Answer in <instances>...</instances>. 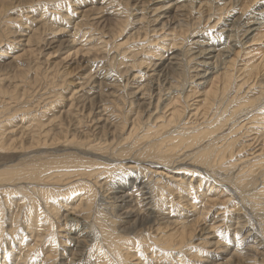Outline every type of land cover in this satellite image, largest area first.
<instances>
[{
	"label": "rangeland",
	"instance_id": "374dc122",
	"mask_svg": "<svg viewBox=\"0 0 264 264\" xmlns=\"http://www.w3.org/2000/svg\"><path fill=\"white\" fill-rule=\"evenodd\" d=\"M8 1H11V0H6V1L0 0V10H1L0 11V128L2 129V130L0 129L2 131V132H0V133H2L0 142L1 143L2 142L8 143L7 147H10V145L15 144V143H20V142H22V143L28 142L29 144H31V139L33 138V136L36 133H38L37 130L40 131V128L36 127L37 124L39 123V121L37 122V120H39V119L43 121L44 129H43V131H40L36 135H39L41 132H44V131H46V132L50 131V129L53 128L51 126H53L54 124H56V127H57L54 129L55 134L59 133L58 127H59L60 118L63 115L66 116L68 114V112H73L74 114H69V115H73V116L77 115V118H79L78 117L79 113H78V111H76V109L77 108L80 109V107L83 105L82 104L83 100H85V97H87L86 95H82V94L84 92L88 93L90 91L91 87H96V89H91V92H90L91 97L88 100H86L88 102L94 96H97L95 94H97L99 91H101V90H99L98 85H94V83H92V81L86 80L87 78L88 79L91 78L90 76L92 74H90V73H94V75L96 73H102L104 75L108 73L107 75L111 76L113 81H114V79L118 81V79L120 77L123 78V77H126L127 75L130 76L129 82H131V83H132V81L135 82V80L138 79V80H136L137 82H135V83L134 82L132 84L129 83V86L127 89H123L124 88L123 84H119L118 82L114 84L113 82H111V86L104 88L100 92V94L101 93L103 94V97H101V98H103L104 101L97 105L100 108L97 113L99 114V112L102 111L101 116L98 119H100L101 121L111 119V122L114 123L116 128L119 126L118 128H121L123 130V132L125 131V134L124 133L122 134V138H124V137L127 138L130 135L132 128L131 127L129 128L128 122H127V124H124V125H126V127L124 126V128H122V126L120 125L121 121H122L121 120L122 117L119 118V116H121V113L124 112V109H125V111L127 110L125 113L126 115L128 113V110H129L128 107H124L122 105V103H120L123 96L126 95L124 93V91L128 90V93L129 92L130 93H132V92L136 93L138 91L137 89H139L138 86H141L139 84H144L146 82L145 80H148L144 77L140 78L141 75L143 73H147V71H148V75H146V76H150L152 73L151 69H153V65L156 63V61L158 62V61L164 59L165 57L168 56V53L172 51V55L170 56V58H171L172 63L174 65H176L177 67L175 69V73H173V74L171 73L172 76L171 75L170 76L172 78H175V80H176V81H174V85H176V84L178 85L179 82H181V85L179 87L176 85V87H178L180 89V90H178V92H180V93H178V94L174 93L171 101H169L170 99L167 100V105L168 106L172 105L180 97L181 104L179 103L178 108L181 105L180 108H182V110H181L182 116H181V120L179 121L180 123H182V125H180L181 128L186 127L187 129L192 130L193 128L197 127V125H199L201 123L203 124L205 122L211 123V125H213V122H214V120H212L213 117H217L220 115L219 109L217 110L219 112V114L217 116H215L213 113H211L213 108H215V107L219 108L220 107L223 111L225 108H227L229 106L230 107L229 112L231 114L228 113L227 115L230 114V115L234 116V119H232L231 122L229 121V124H227V126H225V127H222L223 125L219 126V124H218V126L215 128V129L218 128L216 130V132L218 133V131H219V133L218 134L216 133V135L218 137H220L219 141L216 140L217 147H218V145L221 144L220 147H221V149H223L224 146L227 147V145L229 143H232L234 145L233 151L235 149L236 150L234 151V153L230 149L226 152H228V153L230 152V156H231V154H234L235 156L231 157L232 161H234L235 163L237 162L236 163L237 165H240V166L242 165L243 167H245L248 164V161H250V159H253L252 165H254L256 163L254 161V159H258L260 156L264 155V124H263L264 123L263 122L264 121V114H263L264 113V111H263L264 110V104L260 103V104H258V106L256 105V99H257V97H260V94H258V93L261 90H259L258 85L255 86L253 89L251 87L252 85H254L253 80L255 81V83L257 81L259 82V80L264 81V77H260V75H259L260 73L264 75V72L260 71L259 74H257V76H255V77H251L250 75H248L250 73L248 71L251 70L252 67H254L256 65L262 66V63H264V12L262 11L263 13L261 12L259 14L258 13L252 14L254 8H256L259 5L260 1H264V0H243L239 4L238 8H233L234 6L236 7V5L232 6L230 3V0H209V1L203 0V2H200V6H199V3H198V5L195 4L196 8L192 11V13H191V11H187V15L189 13L188 17L190 19L189 20L187 19V21H185L184 23L179 24L178 18L176 21V17H175L176 15H173V13H172L171 14V16L173 17V18H171L172 19V25L169 24L164 29L162 28L161 24L158 27L153 26L154 24H153L152 20L154 19V17H156L158 15L157 14L158 12H155V15L152 16L153 13L148 14V12H147V14H143L136 9L137 12L134 11V13L132 14L131 8L128 6L129 5L128 3H130V2H126L128 0H106V1L105 0H93V1H91V0H59L58 1V0H56L62 4V6H61V4L58 5L59 7L57 9H55L57 4H54L53 0H47V1L46 0H29L31 2H29L28 0H14V3L16 2L15 7L13 8L14 10L12 8L6 9V8L2 7ZM156 2H158V1H156V0L153 1V3H156ZM46 4L49 6L47 7ZM52 4L54 6H52ZM36 5H38V6H36ZM78 6L80 8L78 10L74 11V9L78 8ZM36 7H38V8H36ZM2 8H4V9L2 10ZM31 8H35V10H37V11L35 12V10L31 9ZM40 9H42V10H40ZM150 10L151 9H149V12H150ZM38 11H41V12H38ZM199 11L201 12V14ZM1 12L4 14H2ZM242 12H244V13L246 12L245 15L249 16L253 20V21H249V22L247 21V25H249V27H252V29H251L252 31L247 33V30L243 29V27H240V29H237L238 31L235 35V38H230V40L235 39V41L232 42V45L235 44L234 46H236V47L233 48V50H232L233 52L231 51L229 53H226L225 55L219 54L220 57L217 58V60L219 62L216 60L217 61L216 64H218L219 67H218V69L214 70L211 73V75L209 74L207 76V77H209V78H207V80L209 82H208V85L203 88V85H200L198 83L199 81L198 80H197L198 82L196 81L197 77H195L196 74L200 72L199 70H197L198 69L197 65H199V62H197V61H199V59H202V58L198 57V55L196 56L195 52H198V50L201 49L200 48L201 46L210 47L212 42L216 41L217 39H220L219 34L222 33L221 27L222 26L224 27L225 24L226 25L229 24L230 18H234V16L236 18V16H239V14ZM39 14H40V16L38 17ZM129 14H130L132 20H130ZM8 15H10V17H8ZM35 15L37 16L38 19L36 18ZM144 15H146V16L144 17ZM209 15H210V18H209ZM67 17H70V18L68 19ZM33 18H34V20L37 21L36 23L32 22V21H34ZM202 18H204V19H202ZM221 18H222V20H220ZM28 19H31L30 22ZM116 19H117V21H116ZM181 19H186V17H181ZM16 21L20 22V24L17 23ZM125 21L128 23H126ZM158 21L160 23V21L164 22L167 20L166 19L162 20V18H161ZM31 22L36 24V25L33 26V24ZM38 22L40 24H41V22H42V24H43V22H45V25L43 26V29L41 28V31L36 30L38 27H40ZM151 22H152V24H151ZM186 22L188 24H186ZM244 22H246V20ZM12 23H14V24H12ZM42 24H41V26H42ZM230 28L231 27H227L223 30L224 33L221 37L222 40L227 38V35L229 34ZM17 30H18V32H17ZM54 30H55V32H53ZM8 33H10V34H8ZM34 33H35V35H34ZM3 34L5 36H2ZM8 36H10V37H8ZM190 38H193L194 40L189 43L188 40ZM47 40L51 41L52 43L50 46H46L44 49L43 46H44V43L47 42ZM240 40L242 41L243 44L241 43ZM149 41H151V42H149ZM197 41L199 42L198 44H196ZM9 42H12V43H9ZM41 46H42V48H40ZM154 46H156V47H154ZM194 46H196L197 48ZM47 47H49V48H47ZM120 47H122V48H120ZM195 48L197 50H195ZM150 49H151V51H150ZM191 49L193 51H191ZM181 52H183L182 55H181ZM178 54H180V55H178ZM106 56H108L109 58L108 57L106 58ZM125 56H126V59H125ZM120 57H124V58L121 59ZM160 57H161V59H160ZM89 59H92V61L96 62L97 64L96 63L95 64L98 67V68L95 67V70H92V68H90L91 72H90L89 68L86 69L85 65L82 63L83 60H89ZM108 59H110V60H108ZM126 60L128 63L126 62ZM221 60H222V62H221ZM175 61H176V63H174ZM109 66L111 67V69ZM145 68H147V69H145ZM228 68L231 70V74L233 76L232 87L235 86L236 89H235V87H233V88L231 87V89H229L227 93H224L222 91L223 88H221L224 86L223 80L218 75L224 74ZM262 69H263V67H262ZM72 71H74V72H72ZM144 71H146V72H144ZM189 76L190 77L192 76V77L190 78ZM185 77H186V83H185V81H183V79ZM219 78H221V79L219 80ZM248 78H252V85L250 87L253 91L249 89L250 88L249 85L251 83H247L246 79H248ZM177 81H179V82H177ZM192 81L193 82L195 81L196 84H194ZM130 84H131V86H130ZM244 85H245V87H244ZM246 86L249 88H247ZM214 88H215V91L217 93L215 98H217V99L214 102V104L212 105V108H210L208 110L207 114H205L206 109L204 107V103H205L206 94H208L211 91V89L213 92ZM140 97H141V95H140ZM164 98H165L164 100H166L168 98L167 92H166V95H164ZM232 98L235 101L238 100L237 102H239V100H242V99L251 100L252 106L245 107L244 109H242V111H241V109L236 110V107L234 106L235 104L227 105L230 100H233ZM59 102H63L60 104L61 109L57 108L51 112L49 111L46 118L42 116V114L45 113L46 109L49 108L51 104H54V105L57 104V107H58ZM219 105H221V106H219ZM256 106H257V108H255ZM161 108H163V110H162L163 113L161 110H159V111H155L156 109L154 110L153 117L154 116L155 117L152 119L151 123H149L150 125L152 124L151 127L154 126V127L158 128L160 125H163V123H164V125L167 126L168 123L166 121L171 117L172 112L174 111V109L176 110L177 106L175 105L174 108L168 107L169 109L164 107V106H162ZM165 108H166V110H165ZM238 112H239V114H238ZM139 114H138L137 110H135L134 111L135 117L132 116L131 119L135 120L137 118V116H139ZM210 114H211V116H210ZM261 114L263 117L261 116ZM149 115L150 114H147V115L144 114L141 117H143V120L145 121L149 117ZM227 115H226V117L229 118L230 115L229 116H227ZM129 117H131V116H129ZM257 117H258V119H257ZM199 119H201V120H199ZM261 119H263V120H261ZM257 120H259V121H257ZM84 121H86V122L88 121L87 124H85ZM89 121L90 120H88L87 118H86V120L81 121L80 124L82 123L81 124L82 126L79 123H76L74 120L72 122H67L64 125L70 131H75L77 129L82 130L83 131L82 133L84 135L87 133L88 129L93 130V129H95L96 126H98V124L96 123V120L95 121L92 120L91 122H89ZM109 122H110V120H109ZM173 124L175 126L176 123H173ZM235 126H236V128H235ZM173 128L174 127L172 124H171V127H170V125H168L166 131L173 130ZM221 128L222 129L225 128V129L221 132V130H222ZM233 128L237 129V130L233 131L234 130ZM33 129L36 130L37 132L34 131ZM168 129H170V130H168ZM3 130H5V131H3ZM118 132L120 133L122 131H118ZM235 133H236V136H235ZM3 136L5 137V139L3 138ZM233 136H234V138H233ZM224 137L227 139H225ZM2 138L4 140H2ZM155 138H158V137H155ZM71 139L72 138H70L69 141ZM235 139H237V140L234 143ZM153 140H154L153 137H151L149 142H151ZM72 142H74V141L72 140ZM139 143H141V142H139ZM211 143H212V141L208 140L204 143L205 144L204 146H208ZM222 144H224V145H222ZM183 146L178 148V151L180 150L181 152H178L177 149H174L175 156L176 157L177 156L182 157V158L181 159L180 158H174L173 161H175V162L171 166L174 169L167 167L166 166L167 164H165L166 168H170L168 170L165 169L164 167L162 168V167L158 166V164H157V163H160L159 160L157 159V157L159 156L160 153L165 152V148L163 149L159 146V147H157L158 148L157 149V148L153 147V148H155V150H154L152 158L148 157V158L142 159L144 157L143 152L145 153L148 150V148H149L150 152L153 151V148H151L150 144L146 145L145 147H144V145H142V147H144L143 148L144 150H141L142 149L141 146H140V150H138L139 147L138 148L136 147V149H134L135 151L132 150V151H130L131 153L129 152V154H131V157L133 159L139 160L140 163H138V165L142 164L144 166H148L147 165L148 163H152V164L154 163L150 167H151L153 173H154V171H157V173H158V175H157V173L155 174L157 176L154 175L156 177L155 178L156 181L159 180V176H161L160 174L162 172H164L163 175L164 174L166 175V179H163L165 182L163 181V183H165L167 185V188L169 190V194H167V196L165 197L166 200L164 203L163 202H159L160 204L158 203L157 208H159L160 210H163L166 215L171 216L172 221H177V218H176V217H178V215H177V211H178L177 209L178 208L177 207H179V211L183 210V211L189 213L188 214L189 218H190L189 220L192 221L193 225L197 224V225L201 226V227H199L200 229L202 228V226L203 227H205V225L207 226L208 232H207V230H206V232H204L205 234L201 237V240H199L197 242H195L193 240V242H195L194 244H196L198 246L193 244L194 245V246H192L193 249L191 251L189 250L190 252L188 251V254L191 255V256L189 255L190 259H189V257H187L189 260L184 261L183 259L179 258V259H181V262L183 261V264H184V262L186 264H195L197 262H201V260H202V259L197 258L196 256L198 254L201 255V253H200L201 249L199 250V248L201 247V245H204V243H203L204 240H207V239L210 241L213 240L212 243H215L217 238L219 236H222L218 233H215L216 230H218V229L223 230L225 227L229 226L230 223H229V220H227V218L230 219L231 214L234 213V211H236V210L239 211L241 208V205L236 204L237 201L234 202L235 199L233 197L232 198L229 197L230 196L229 192H227L224 188H221L222 186L220 184H218L217 187H216V185H214V188L212 187V189L210 186L208 187V185H209L208 180L210 178V175L213 177H216V178L218 177L219 180H217V181L223 184V181H221V180H223L225 178L224 176L232 174V172H233L232 179L237 182L238 176H239V173H238L239 171L237 169H236L237 171L236 170L234 171L233 166H230V164L228 165L227 162L225 161L226 159L224 158L225 157L224 153L221 151H218L219 153H222L223 155H221L220 157L214 156L215 159H213V160H215V162L214 163L212 162L210 164L211 168H209V175L207 174V176H206V174L203 173L202 170H198L194 166L190 165V164H192L191 161H193V160H191V159L193 157L192 158L186 157V152H188L187 155L188 154L195 155V151H197L200 146L198 148L196 146H195V148H194V146L188 147V148H187V145H185L184 147ZM244 147H245V149H244ZM88 149H89V147H87L85 149V147L82 148L78 145L77 146H74L71 144L69 145V144H65L64 142L61 141V143L56 145V147L47 146V148H42V147L40 148V147H36L34 145V146H32L31 150H29L27 152L22 151L20 148L19 149L17 148V151L14 150L15 152H13V151L9 152V151L3 150V151H0V156L2 155V157H4L3 155L6 154V157H4V158L0 157V172H2L5 169H12L13 167L15 168L19 165H20L19 166L20 168L28 170L27 168H32L33 165L48 164V162L53 161V159L54 160L59 159L61 161L62 160L63 161L64 160L69 161L70 164L73 166L78 165V163L83 164L86 161L93 162L94 160H96L95 159L96 156H94V155L92 156L90 153H87L86 151ZM240 149H242L244 151H242ZM183 150H185V151L182 154ZM136 151H137V153H136ZM132 152H134L133 155L135 154L134 156L135 157L137 156V158L133 157ZM156 152H157V154H155ZM51 153H53V155ZM94 154L102 156L104 158L107 157L106 159H109V158L111 159L110 162L105 165L106 167L114 166L116 164L123 165L124 163H126V162H124L125 161L124 157L121 158L117 155H112L110 153H102L103 154L102 155L100 152H95ZM216 156H218V155H216ZM221 157L225 161V162H223L224 166L221 162L223 160ZM184 158H187V159L190 158V159L184 161V160H182ZM219 159L220 160L222 159L220 161V165H219V161H217ZM131 161H133V160H131ZM131 161H129V162H131ZM182 161H183V163H182ZM170 163H172V162H170ZM217 163H218L219 167H218ZM243 163H244V165H243ZM134 164H136V162H133V163L131 162L130 165H134ZM130 165H129V167L127 166L126 168H130L131 167ZM189 165H190V167H189ZM26 166H28V167H26ZM231 169H232V171H231ZM245 170H247V169H245ZM223 171H225V172H223ZM227 171H229V172H227ZM254 171H256V170L254 169ZM226 172H227V174H226ZM221 173H222V176L220 175ZM262 173H264V167L259 168V170H257L256 173L255 172L253 173V175L258 174V177L260 178L259 179L260 183L258 184V187L260 189L261 188L263 189V187H264V175ZM173 175H174L175 180L173 179ZM235 176L237 179L235 178ZM18 178H20V175L15 177V179H18ZM152 178H153V176L149 175V179H152ZM76 180H78V178L72 179V181H76ZM105 181L106 180H103V182H105ZM205 181L207 184L205 183ZM237 183H239V181ZM244 184L245 183H243V185L240 184L241 187L239 186L242 190L243 189L245 190V191L243 190V192H242L243 194H245L247 191L250 192V189H252L251 187H247L248 186L247 183H246L247 186L244 187ZM182 185H183V187H182ZM221 189H223V190L221 191ZM260 189H259V191H260ZM184 190H187V192ZM180 192H182V194ZM157 193L159 194L160 192L157 191ZM247 195H249V194H247ZM247 195H245L247 197L246 199L249 200V198H248L249 196H247ZM186 196L188 199H191L190 203H195L196 207L194 209L186 208V207L183 208V205H181L182 207L178 205L179 199L181 200V198H179V197H185L186 198ZM229 198H230V200H229ZM16 199H18V198H16ZM226 200H228L229 202L227 201L225 204H221L222 202H224ZM79 202L80 201L76 202V204L71 203V205L74 206V209L78 208L76 211L79 210L78 213H79V215H81L79 217H83L86 215L87 216V217H85L86 223H89L93 226V227L89 226L85 230L86 232L95 234L94 230H96V231L98 229L100 230L101 225H105V226H107V229H109V225H110V222L112 220H110V221L107 220V222L102 221L103 219H105V216H107L106 214H104V212H99V210H96L95 207L91 208V209L88 208L90 210L89 211L88 209H86V212H87V210H88V212H90V213L87 212L89 215L88 216L86 212L84 213V212H82L83 210L80 209L81 208V205H80L81 202L80 203ZM215 202H217V203L214 205ZM262 202H264V201H262ZM13 204H15L12 206V210L14 211V217L19 216V218H20L19 221L21 222V220H22V222H23L24 218L22 215L25 214V211L27 210L28 206L24 207V203H22L20 200H19V202H15ZM19 204H21V205L19 206ZM216 205H219V206H216ZM23 209H25V210H23ZM91 210H93V213ZM175 210H177V211H175ZM142 211H144V209H142ZM80 212H82V213L80 214ZM185 212H183V213L181 212L182 213L181 215H185L186 214ZM143 213H145V212H143ZM192 213H195V216L192 217ZM224 215H226L228 217H226V219H224L223 218ZM215 217H217V218L214 219ZM87 220H89V221L87 222ZM251 221L253 223L252 225L250 224L251 228L253 227V225L258 226V223L254 217H252ZM95 222L96 223L98 222V224L100 226L98 224H96ZM198 222H199V224H198ZM95 224L97 225V227ZM173 226H175V225H173ZM22 227L23 226L18 227L17 225H15V226H13L14 229L11 228L10 230H11V232H13V234L17 235V234H20ZM162 227H165V226H162ZM17 230L19 232H17ZM169 231H171V230L167 229V230L163 231V230L159 229L158 226H155L153 228V230H151V231H144L143 233L141 231L140 233L136 232V234L126 235V237L131 238L133 236H139L137 233H139L140 235L142 234L141 240H143V243L141 244V246H143V245L145 246V250L143 253H141V255L133 256L134 259L132 258V254L130 255L132 264H143V261L146 258V255H147L146 261L150 260L151 262L153 261L152 259H154V258H152L153 256L154 257L157 256L159 258L165 257L163 255L164 254L163 251L158 252L159 251L158 248L160 247V246H158L159 243L155 242V243H157V245H156V244H154L153 241L156 240V237H158L159 239H162V238L164 239L165 236H168L169 234H171ZM259 231L260 232L262 231L261 228H259ZM16 232H17V234H16ZM57 232H59V231H57ZM59 233L64 235L63 231L59 232ZM198 233L199 232H197L196 235H198ZM201 233H202V231L200 230V235H201ZM15 238H17V236ZM153 238H155V239H153ZM13 240H14V237H13ZM145 240H148V241H145ZM135 241L137 242L139 240H135ZM147 243L150 244V246H152L153 249L150 246H148ZM31 244H34V243H31ZM103 244L105 246V250H108V249H106V246L108 247L109 243L104 242ZM153 244H154V246H153ZM232 244L233 243L229 244L230 247L232 246ZM146 246L148 247L147 250H146ZM23 247L24 246H21L20 248L26 249V247H24V248ZM44 247H43V245H42V247L40 246V248H39V246H36V247H33V248H36V249H34L35 251H33V250L29 251V253L32 252L31 255L33 256V259H32V257H30L31 255H29L28 250H27L25 255L29 256V258L24 260L23 257H22V259L20 258L21 257L20 254H21L22 250L19 249L17 246L12 251L9 250L10 252H8V257L6 259L4 258V256L1 257L0 264H4L5 261H6V264H33L34 262H35V264H39V263L40 264L41 263L42 264L43 263L44 264L45 263L50 264V262L52 264V261H50V260H53V259H51L52 256L50 258V253H48V250L46 249V247L45 248ZM149 247H150V249H149ZM194 247H196V249ZM197 247H199V248L197 249ZM209 247H211V244H209V246L207 245V248H209ZM41 248H43V249H41ZM151 249L153 251V253H152L153 255L151 254V252H152ZM213 249L212 248L207 249V252L214 251ZM16 250L17 251L19 250V251L17 252ZM99 250L100 249H98L97 247L94 246V252L95 253L93 251H90L89 254H87V256L90 259L86 256L87 260H90V261L96 263V256H97ZM155 250H157V251H155ZM160 250H162V249H160ZM192 251H194V252H192ZM124 253H125V251H124ZM132 253L135 254V253H137V251L133 250ZM90 254H91V256H89ZM142 254H144V255H142ZM205 254L206 253L204 252V255ZM92 255H93V257H92ZM34 257H35V260H34ZM135 257L137 259H135ZM140 258H142V260ZM159 258H157V260L155 261L156 264H157V261L159 262V261L166 260V257H165V259L163 258L160 260H159ZM19 259H21L22 261H19ZM44 259H45V262H44ZM138 259L141 261H139ZM203 260H205V258H203ZM177 261L180 262L179 260L176 259V261H173V263L176 264ZM224 261L227 262V260H224ZM181 262H180V264H181ZM82 263L83 264H91L89 262H86L85 258L82 261ZM177 264H179V263H177Z\"/></svg>",
	"mask_w": 264,
	"mask_h": 264
},
{
	"label": "bare ground",
	"instance_id": "6f19581e",
	"mask_svg": "<svg viewBox=\"0 0 264 264\" xmlns=\"http://www.w3.org/2000/svg\"><path fill=\"white\" fill-rule=\"evenodd\" d=\"M58 1L53 0V3L57 4L55 9H57L59 7L58 5L61 4ZM91 1H93V0H91ZM153 1L154 0H128L126 2L131 3V4L128 3L129 4L128 6L131 8L132 14L134 13V11L137 12V10H138L143 14H147V12H148V14L153 13L152 16H154L155 12H158L157 13L158 15L156 17H154V19L152 20V22L154 24L153 26L158 27L161 24L163 29L169 24L172 25V19H171V18H173L171 16L172 13H173V15H176L175 16L176 21L178 18L179 24L184 23L185 21H187V19L188 20L190 19L188 17L189 13L187 15V11H191V13H192V11L196 8V5H198V3H199V6H200V2H203V0L202 1L201 0H156V1H158L156 3H153ZM242 1L243 0H230V3L232 6L236 5V7L234 6L233 8H238L239 4ZM29 2H31V1H29ZM263 2L264 1H260L259 5L256 8H254L253 12L251 11L252 14H257V13L259 14L262 11L264 12V3ZM15 3H14V0H11V1H8L7 3H5L2 7L6 8V9H9V8L13 9L15 7ZM38 5H36V6H38ZM48 6L49 5H47V7ZM52 6H54V5L52 4ZM61 6H62V4H61ZM4 8H2V10ZM36 8H38V7H36ZM79 8L80 7L78 6V8L74 9V11L78 10ZM31 9L35 10V8H31ZM149 9H151L150 12H149ZM40 10H42V9H40ZM36 11L37 10H35V12ZM38 12H41V11H38ZM245 13L242 12L239 14V16H236V18H235V16H234V18H230L229 24H227V25L225 24L224 27L223 26L221 27L222 30L220 29L222 31V33L219 34L220 39H217L216 41L212 42L210 47L201 46L200 47L201 49H199L198 52H195L196 56L198 55V57L202 58V59H199V61H197V62H199V65H197L198 69L197 68L196 69L199 70L200 72L197 73L195 77H197L196 81L198 80L199 82L198 81L197 82L200 85H203V88L208 85L209 81L207 80V78H209V77H207V76L209 74L211 75V73L214 70L218 69V67H219V65L216 64V62L218 61L217 58L220 57L219 54L225 55L226 53L231 52L233 50V48L236 47V46H234L235 44L232 45V42L235 41V39L230 40V38H235V35L238 31L237 29H240V27H243V29L247 30V33L252 31L251 30L252 27H249V25H247V21L249 22V21H253V20L249 16H246ZM2 14H4V13H2ZM200 14H201V12H200ZM39 16H40V14L38 15V17ZM129 16H130V14H129ZM145 16L146 15H144V17ZM8 17H10V15H8ZM181 17H186V19H181ZM36 18H37V16H36ZM67 18L69 19L70 17H67ZM129 18H130V20H132L131 16ZM161 18H162V20L166 19L167 21H164V22L160 21V23H159L158 20H160ZM209 18H210V15H209ZM202 19H204V18H202ZM28 20L30 22L31 19H28ZM33 20H34V18H33ZM220 20H222V18ZM245 20H246V22H244ZM116 21H117V19H116ZM32 22L36 23L37 21L34 20ZM152 22H151V24H152ZM17 23L20 24V22H17ZM126 23H128V22H126ZM12 24H14V23H12ZM32 24H33V26L36 25L34 23H32ZM38 24L40 27H38L36 30L41 31V28L43 29L45 22H43V24L41 22L42 26L39 22H38ZM186 24H188V23L186 22ZM227 27H231L229 30V34L227 35V38L222 40L221 37L224 33L223 30ZM17 32H18V30H17ZM53 32H55V30ZM8 34H10V33H8ZM34 35H35V33H34ZM2 36H5V35L3 34ZM8 37H10V36H8ZM193 40H194L193 38H190L188 40V42L190 43ZM149 42H151V41H149ZM9 43H12V42H9ZM51 43H52L51 41L47 40V42L44 43L43 48L45 49L46 46H50ZM198 43L199 42L197 41L196 44H198ZM241 43H242V41H241ZM154 47H156V46H154ZM194 47H196V46H194ZM40 48H42V46ZM47 48H49V47H47ZM120 48H122V47H120ZM196 48H195V50H197ZM150 51H151V49H150ZM191 51H193V50L191 49ZM182 54H183V52H181V55ZM171 55H172V51L169 52L168 56L165 57L164 59H162L158 62L156 61V63L154 62L155 64L153 65V69H151L152 73L150 76H146V75H148V71H147V73H143L142 72L143 70L141 71L143 74L141 75L140 78L144 77L148 80H145L146 82L144 84H139L141 86H138L139 89H137L138 91L136 93H133V92L128 93V90L124 91V93L126 95L123 96L120 103H122V105L124 107H128L129 110H128L127 115L125 114L127 111V110L125 111V109H124V112L121 113V116H119V118L122 117L121 118L122 121L120 120L121 124L120 123L119 124L122 126V128H124V126L126 127V125H124V124H127V122H128L129 128L130 127L132 128L131 133L127 138L126 137L122 138V134L123 133L125 134V131L123 132V130L121 128H118L119 126L116 128L114 123L111 122V119L102 120L103 122L100 119H98L101 116L102 111L99 112V114L97 113L100 109L97 105L104 101L103 98H101V97H103V94L102 93L100 94V92L104 88L111 86V82H113L114 84L118 82L119 84H123V87H124L123 89H127L129 86V83H131V82H129L130 76L127 75L126 77H123V78L120 77L119 78L120 80L118 79V81H117L114 79V81H113L112 77L107 75L108 73L105 75L102 73H96L95 75H94V73H90V74H92L91 76L89 75L91 78L90 79L87 78L86 80L92 81V83H94V85H98L99 90H101V91H99L97 94H95L97 96H94L88 102L86 100H88L91 97L90 96L91 89H96V87H91V89L88 93L84 92L82 94V95H86L87 97H85V100H83V102H82L83 105L80 107V109L79 108L76 109V111H78V113H79L78 114L79 118H77V115H74V116L69 115V114H74L73 112H68V114L66 116L63 115L60 118L59 127H58L59 133L55 134L54 129L57 127H56V124H54L53 126H51L53 128L50 129V131L41 132L39 135H36V134H38L40 131H43L44 125H43L42 120H40V119L37 120V122L39 121V123L37 124L36 127L40 128V131L37 130L38 133H36L33 136V138L31 139V144H29L28 142H23V143L20 142V143L12 144V145H10V147H7L8 143H4V142L1 143L0 142V151L5 150V151H9V152L10 151L15 152L14 150L17 151V148L18 149L20 148L22 151L27 152V151L31 150L32 146H34V145L36 147H40V148L41 147L47 148V146L56 147V145H58L62 141L65 144H69V145L71 144L74 146L78 145L82 148L85 147V149L87 147H89V149L87 151L86 150L85 151L87 153H90L92 156L93 155L96 156V158H95L96 160H94L93 162L86 161L83 164L78 163V165H76V166L71 165L70 162L66 161V160H64V161L62 160L63 161L62 162L59 159H55V160L53 159V161L48 162V164H36V165H33V167L31 166L32 168H27L28 170L20 168L19 167L20 165H19L15 168L13 167L12 169H5L2 172H0V259L3 256L6 259L8 257V252H10L9 250L12 251L14 248H16L18 246V248L22 250L21 254H20V256H21L20 258L22 259V257H23V259L25 260V259L29 258V256L25 255L27 250L29 253V251H32V250L35 251L34 249H36V248H33V247L39 246V248H40V246L42 247V245H43V247L45 246L46 249L48 250V253H50V258L52 256L51 259H53V260H50V261H52V264H81L82 261L84 260V258H85L86 262H89L91 264H132L130 255L132 254V258H133V256L141 255V253H143L145 250V246L144 245L141 246V244L143 243V240H141L142 234L140 235L139 233L141 231H142V233L144 231H151V230H153V228L155 226H158V228L163 230V231L170 229L171 231H169V232L171 234H169L168 236H165L164 239L163 238L159 239L158 237H156V240L153 241L154 244H156V245H157V243H159L158 246H160L161 248L157 247L159 249L158 252L163 251L164 252L163 255L166 257V260L159 261V262L157 261V264H174L173 261H176V259L179 260L180 262H181V259H183L184 261H186V260L188 261L190 259V257H189L190 254H188V251L189 250L191 251L193 249L192 246L196 245V244H194L195 242L201 240V237L205 234L204 232H206V230H207V226L206 225H205V227L202 226V228L200 229L199 227H201V226H199L197 224L193 225L192 221L189 220L190 219L189 215H188L189 213H187L183 210L179 211V207H177L178 211L175 210V211H177V215H178V217H176L177 221H172L171 216L166 215L163 210H160L159 208H157L158 203L159 202L164 203L166 200L165 197L167 196V194H169V190L167 188V185L165 183H163V181H164L163 179H166V175L165 174L163 175L164 172H162L160 174L161 176H159L160 181L159 180L156 181L155 176H157L158 173H157V171H154V173H153L152 169L150 167L154 163L153 164L148 163L147 164L148 166H144L142 164L138 165V163H140L139 160L133 159L131 157V154H129L130 151H132V150L135 151L134 149H136V147L137 148L139 147L138 150H140V146L142 147V145H144V147H145L146 145L150 144L151 148H153V147L157 148L159 146L163 149L165 148L164 153L159 152L160 154L157 157V159L159 160L160 163H157V164H158V166H160L162 168L164 167L167 170L170 168H173L171 166L175 162V161H173L174 158H180V159L182 158V157H178V156L176 157L175 156L174 149H177V151H178V148H180L183 145L184 146L187 145V148L193 147V146H194V148H195V146L198 148L200 146L198 148V150L195 151V155H191V154L187 155L188 152H186V157H191V158L193 157L191 159V160H193V161H191L192 164H190V165L194 166L198 170H202V172L205 173L206 176H207V174L209 175V168H211L210 164L212 162L213 163L215 162V160H213V159H215V157H220L221 155H223L222 153H219L218 151H221L224 153L225 157L224 156L223 157L226 159L225 161L227 162L228 165L230 164V166H233L234 171L236 169L239 171L238 172L239 173V176H238L239 183H237L238 181L236 182L232 179L233 172H232V174H229L227 176H224L225 174L223 175L225 177L223 180H221V181H223V184L217 181V180H219L218 177L216 178V177H213L211 175H210V178L208 177L209 178L208 187L210 186L212 189V187L214 188V185H216V187H217L218 184H220L222 186L221 188H224L227 192H229V195H230L229 197H231V198L233 197L235 199L234 202L237 201L236 204L241 205V208L239 211H237V210L234 211V213L231 214L230 219L227 218V220H229V223H230L229 226L225 227L223 230H220V229L216 230L215 233H218L222 236H219L218 238L216 237L217 240L215 243H212L213 240L210 241L207 239V240H204V242H203L204 245H201L200 248L197 247V249L198 248H199V250L201 249V251H200L201 255L198 254L197 256L196 255L195 256L199 259H202V260H201V262H197L195 264H199V263L200 264H264V202H262V201H264V187H263V189L262 188L260 189L258 187V184L260 183V181H259L260 178L258 177V174L253 175V173L254 172L256 173L257 170H259V168L264 167V155L260 156L258 159H254V161L256 162L254 165H252L253 159H250V161H248V164L247 165L245 164L246 166L243 167L242 165L241 166L237 165L236 164L237 162L235 163L234 161H232L231 157L235 156L234 154H231V156H230V152L229 153L226 152L230 149L234 153V151L236 149L233 151L234 145L232 143H229L227 145V147L224 146L223 149H221V147H220L221 144L218 145V147H217L216 140L219 141L220 137H218L216 135V133H217L216 130L218 128L217 129H215V128L218 126V124H219V126L223 125L222 127H225V126H227V124H229V121L231 122V120L234 119V116L230 115L231 113L229 112V110H230L229 106L227 108H225L223 111L220 107L219 108H217V107L213 108L211 113H213L215 116H217L219 114V112L217 110L218 109L220 110V115L217 117H213V119H212V120H214L213 125H211V123L205 122L203 124L201 123V124L197 125V127L193 128L192 130L187 129L186 127L181 128L180 125H182V123L179 122L181 120V116H182V114H181L182 108H180L181 105L179 106L180 109L178 108L179 103L181 104L180 97L178 96L179 99H177V101L174 102L175 104L171 103L172 105H170V106L167 105V100L170 99L169 101H171L174 93H177V94L180 93V92H178V90H180L178 87L181 85V82L177 81V82H179V84L178 85L176 84L178 86V87H176V85H174V81H176V80H175V78L171 77L172 76L171 73L172 74L175 73V69L177 67L176 65H174L172 63L171 58H170ZM178 55H180V54H178ZM107 57L108 56H106V58ZM120 58L123 59L124 57H120ZM125 59H126V56H125ZM160 59H161V57H160ZM108 60H110V59H108ZM126 62H127V60H126ZM221 62H222V60H221ZM82 63L85 65V68L86 69L89 68V70H90V68H92V70H95V67L98 68L96 65L97 63L92 61V59L83 60ZM174 63H176V61ZM262 67H263V69H262ZM110 69H111V67H110ZM145 69H147V68H145ZM260 71L264 72V63H262V66L256 65V66L252 67L251 70L248 71L250 73L249 74L247 72L246 73L248 75H250L251 77H255V76H257V74H259ZM72 72H74V71H72ZM90 72H91V70H90ZM144 72H146V71H144ZM259 75H260V77H264V75L261 73ZM218 76L221 77L223 80L224 86L221 87V88H223L222 91L224 93H227L228 90L231 89V87H232L233 76L231 74V70L228 68L224 74H219ZM221 78H219V80ZM136 80H138V79H136ZM136 80H135V82H137ZM183 81H185V83H186V77L183 79ZM246 81H247V83H251L249 85V87H250L252 85V78H248V79H246ZM133 82L134 81H132V83ZM253 82H254V85L251 86L252 89L258 85L259 90H261L258 93V94H260V97H257L256 105L258 106V104H260V103L264 104V81L259 80V82L257 81L255 83V81L253 80ZM193 83L196 84L195 81ZM131 84H130V86H131ZM233 87H235V86H233ZM244 87H245V85H244ZM249 87H247V88H249ZM251 87L249 88L250 90H252ZM212 89L208 94L205 93L206 94L205 103H204V107L206 109V110L204 109L205 114H207L208 110L210 108H212V105L214 104V102L217 99V98H215L216 94H217L215 91V88L213 90L214 93L212 92ZM235 89H236V87H235ZM166 92H167L168 98L166 100H164L165 99L164 95H166ZM140 95H141V97H140ZM237 101H235L234 99L230 100L227 105L235 104L234 106L236 107V110L241 109V111L245 107L252 106L251 100L242 99V100H239V102H237ZM61 103H63V102L58 103L59 104L58 107H57V104H55V105L51 104L50 107L46 109L45 113L42 114V116L46 118L49 111L51 112L57 108L61 109V107H60ZM175 105L177 106L178 109L177 108H176V110L174 109L171 117L166 121L168 123V125H170V127H171V124L173 125V127H174L173 130L168 129L170 131H166L168 125L166 126V125H164V123H163V125H160L158 128L154 127V126L151 127L152 124L150 125L149 123H151L152 119L155 117V116L153 117V114H154L153 112L155 109H156L155 111H159V110L162 111L163 110V108H161L162 106H164L166 108H168V107L174 108ZM219 106H221V105H219ZM257 106L255 108H257ZM166 108H165V110H166ZM135 110H137L138 114L139 113L140 114H139V116H137V118L135 120H132L131 118H132V116H134ZM162 113H163V111H162ZM228 113H230L229 114L230 116L227 115ZM144 114L145 115L150 114L149 117L145 121L143 120V117H141ZM238 114H239V112H238ZM226 115L229 116V118H227ZM129 116H131V117H129ZM210 116H211V114H210ZM261 116H262V114H261ZM86 118L88 120H90L89 122H91L92 120L93 121L96 120V123L98 124V126H96L95 129H93V130L88 129L87 133L84 135L82 133L83 132L82 130L77 129L75 131H70L64 125L65 123L72 122L73 120L76 123L80 124V122L83 120H86ZM257 119H258V117H257ZM109 120H110V122H109ZM199 120H201V119H199ZM261 120H263V119H261ZM257 121H259V120H257ZM84 122H85V124H87L88 121L87 122L84 121ZM173 123H176L175 126ZM235 128H236V126H235ZM224 129H222L221 132ZM1 130H0V132H2ZM235 130H237V129H234L233 131H235ZM3 131H5V130H3ZM34 131H36V130H34ZM118 131H122V132L119 133ZM218 133H219V131H218ZM0 134H1L0 135V139H1L2 133H0ZM235 136H236V133H235ZM151 137H153L154 140L149 142ZM155 137H158V138H155ZM3 138L5 139L4 136H3ZM3 138H2V140H4ZM70 138H72V139L69 141ZM233 138H234V136H233ZM225 139H227V138H225ZM237 139L234 140V143ZM72 140L74 142H72ZM208 140H211L212 143L208 146H204L205 145L204 143ZM139 142H141V143H139ZM222 145H224V144H222ZM144 147H142L141 150H144L143 149ZM155 148H153L152 152L149 151V148H148V150L146 149L147 151L145 153L143 152L144 157L142 159L148 158V157L152 158ZM244 149H245V147H244ZM240 150H242V149H240ZM184 151L185 150L182 151V154ZM242 151H244V150H242ZM95 152H100L101 154L102 153H110L112 155H117L121 158L124 157V159H125L124 162H126V163H124L123 165L116 164L114 166L106 167L105 165L108 164L111 159L110 158L106 159L107 157L104 158L102 156L96 155V154H94ZM178 152H181V151L179 150ZM133 153L134 152H132V155H133ZM136 153H137V151H136ZM51 154L53 155V153H51ZM155 154H157V152ZM134 155H133V157H135ZM216 155H218V156H216ZM3 156L6 157V154ZM0 157H2V155ZM4 157H2V158H4ZM135 158H137V156ZM189 159L190 158H188V159L184 158L182 160L185 161V160H189ZM131 160H133V161H131ZM221 160L220 159L217 160V161H219V165H220ZM129 161H131L132 163L136 162V164L130 165L131 162H129ZM225 161H224V159L221 161L223 166H224L223 162H225ZM170 162H172V163H170ZM182 163H183V161H182ZM165 164H167L166 166L170 167V168H166ZM129 165L131 167L132 166L133 167L132 168L131 167L126 168L127 166L129 167ZM190 165H189V167H190ZM217 165H218V163H217ZM219 165H218V167H219ZM243 165H244V163H243ZM26 167H28V166H26ZM245 169H247V170H245ZM254 169L256 171H254ZM229 171H227V172H229ZM231 171H232V169H231ZM223 172H225V171H223ZM227 172H226V174H227ZM156 173H157V175H155ZM262 174L264 175V173H262ZM19 175H20V178L15 179V177L19 176ZM149 175H152L153 178L149 179ZM220 175L222 176V173ZM236 176H235V178H236ZM74 178H78V180L72 181V179H74ZM173 179H174V175H173ZM103 180H106V181L103 182ZM205 183H206V181H205ZM243 183H245L244 187L247 186V184H248L247 187L252 188V189H250V192L247 191L245 194L242 193L244 189L242 190L240 188L241 187L240 184L243 185ZM182 187H183V185H182ZM259 189H260V191H259ZM222 190L223 189H221V191ZM157 191H159L160 193L158 194ZM184 191L187 192V190H184ZM180 193L182 194V192H180ZM247 194H249V195H247ZM245 195L249 196L248 197L249 200L246 199L247 197ZM16 198H18V199H16ZM179 198H181V200L179 199V202H178L179 206L183 205V208L186 207V208H192V209H194L196 207L195 203H190L191 199H188L187 196H186L187 199L185 197H179ZM19 200L22 203H24V207L28 206L27 210L25 211V214L22 215L24 218L23 222H22V220H21V222L19 221V219H20L19 216L14 217V211L12 210V206L15 205L13 203L19 202ZM229 200H230V198H229ZM78 201L81 202V203L79 202L81 205L80 209L83 210L82 212H84V213L86 212V209H88V208L91 209L94 207L96 210H99V212H104V214H106L107 216H105V219H103L102 221L107 222V220L108 221L112 220L110 222L109 229H107V226H105V225L100 226L98 224V222L97 223L95 222L96 224H98L100 226V230L99 229L97 231L94 230L95 234L86 232L85 230L89 226H92V225L89 223H86V220H85V217H87L86 215L83 217H79V216H81L78 213L79 210L76 211L78 208L74 209V206L71 205V203L76 204V202H78ZM227 201L228 200L222 202L221 204H225ZM216 203L217 202H215L214 205ZM20 205L21 204H19V206ZM216 206H219V205H216ZM142 209H144V211H142ZM23 210H25V209H23ZM88 210H87V212H88ZM91 211L93 213V210H91ZM82 212H80V214ZM143 212H145V213H143ZM181 212L182 213L185 212L186 214L181 215L182 214ZM88 213H90V212H88ZM88 213H87V215H88ZM195 213H192V217L195 216ZM226 217H228V216H226V215L223 216L224 219H226ZM252 217H254L256 219L259 227L253 225V227L251 228L250 224L251 225L253 224L251 221ZM216 218L217 217H215L214 219H216ZM88 221L89 220H87V222ZM198 224H199V222H198ZM15 225H17L18 227L23 226L21 228L20 234H17V232H19L18 230L16 232L17 235H15V234H13V232H11L10 229L13 228V226H15ZM173 225H175V226H173ZM162 226H165V227H162ZM96 227H97V225H96ZM259 228H261V230H262L261 232L259 231ZM199 229L202 231L201 235H200ZM57 231H59V232L63 231L64 235L60 234ZM136 232H139V233H137L139 236H133L131 238L126 237V235H128V234H136ZM197 232H199L198 235H196ZM207 232H208V230H207ZM16 236H17V238H15ZM13 237H14V240H13ZM153 239H155V238H153ZM135 240H139V241L136 242ZM193 240L195 242H193ZM145 241H148V240H145ZM104 242L109 243L108 247L106 246V249H108V250H105V246L103 244ZM155 242H157V243H155ZM31 243H34V244H31ZM231 243H233V244L230 247L229 244H231ZM154 244H153V246H154ZM209 244H211V247L207 248V245L209 246ZM21 246L26 247V249L24 247H23L24 249L20 248ZM94 246L97 247L98 249H100L97 256H96V263L92 262L90 260H87V258H86L87 254H89L90 251L94 252ZM148 246H150V244H148ZM196 246H198V245H196ZM150 247L152 248V246H150ZM150 247H149V249H150ZM194 248L196 249V247H194ZM210 248H212V249L214 248L213 249L214 251L210 250L211 252H207V249H210ZM41 249H43V248H41ZM132 249L137 251V253L133 254ZM147 249H148V247L146 246V250ZM152 249H151V251H152ZM160 249H162V250H160ZM124 251H125V253H124ZM155 251H157V250H155ZM192 252H194V251H192ZM204 252L206 253L205 255H204ZM31 253H29V255H31ZM152 253H153V251L151 252V254ZM142 255H144V254H142ZM89 256H91V254ZM30 257H32V259H33L32 255ZM92 257H93V255H92ZM165 257H163V258L165 259ZM187 257H189V259ZM146 258H147V255H146ZM146 258L145 259L143 258L144 259L143 264H156L155 261L159 257L153 256L152 257V258H154V259H152L154 261V262L152 261L153 263L150 260L149 261L147 260L148 261L147 262ZM163 258L161 257V258H159V260L163 259ZM179 258H181V259H179ZM203 258H205V260H203ZM21 259H19V261H22ZM135 259H137V258L135 257ZM140 259L142 260V258H140ZM34 260H35V257H34ZM141 260H139V261H141ZM224 260H227V262ZM44 262H45V259H44ZM180 262L177 261L176 264L177 263L180 264ZM4 264H6V261L4 262ZM33 264H35V262ZM50 264H51V262H50ZM181 264H183V261L181 262ZM184 264H186V263L184 262Z\"/></svg>",
	"mask_w": 264,
	"mask_h": 264
}]
</instances>
